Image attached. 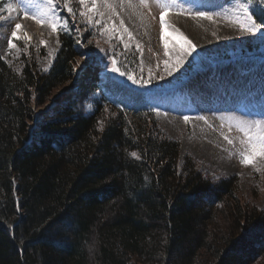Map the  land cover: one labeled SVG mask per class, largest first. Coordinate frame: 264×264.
<instances>
[{
    "label": "trees",
    "instance_id": "16d2710c",
    "mask_svg": "<svg viewBox=\"0 0 264 264\" xmlns=\"http://www.w3.org/2000/svg\"><path fill=\"white\" fill-rule=\"evenodd\" d=\"M61 16L71 31L58 33L47 70L0 57V264H264V209L243 199L237 176L214 181L181 160L138 88L113 77L93 85L97 110L76 97L57 105L98 35ZM117 50L128 71L136 54Z\"/></svg>",
    "mask_w": 264,
    "mask_h": 264
},
{
    "label": "rangeland",
    "instance_id": "374dc122",
    "mask_svg": "<svg viewBox=\"0 0 264 264\" xmlns=\"http://www.w3.org/2000/svg\"><path fill=\"white\" fill-rule=\"evenodd\" d=\"M115 2L119 4V0ZM5 3H16V0H0V8ZM186 3H195L198 11L212 14V19L176 10L165 13L172 26L164 32L169 40V56L173 55V44L187 47L173 29H179L196 46V50L172 76L163 72V61L169 56L164 53L160 37L161 8L158 0H148L147 7L140 6L139 0H132V7H118L120 17L115 18L117 25L122 18L133 34L129 40L127 33H123L129 48L125 50L115 36H94L88 46L89 54L77 58L76 69L82 74L77 78L78 84L82 86V83H88L95 77L96 67L93 68L92 64L96 56H105L117 47H122L121 51L117 50L122 54L129 51L136 54L137 61L131 63L129 59L132 75L137 79H148L151 74V84L166 88L147 92L148 100L156 109L151 121L164 137L179 142L181 160L186 155L191 156L214 181L237 176L243 199L264 209V158H257L251 165H242L238 152L244 146L238 138L243 134L234 124L229 129L228 122L219 119L221 115L229 114L248 118L264 116V57L254 54L256 50L264 49V37L241 33L231 19L216 15L222 9L230 11L235 0H186ZM42 7L43 0H33L30 12L39 11ZM0 14L9 16L7 11ZM11 17L10 20L0 21V57L18 72L24 66V56L35 61L41 70H47L60 46L58 34L46 24H38L30 15L25 16L22 11L12 12ZM187 21L197 28L200 35H192L184 28L183 24L187 25ZM16 23L22 26L18 35L23 38L27 33L31 39L14 41L17 47L9 51L7 38ZM83 27L86 30V24L83 23ZM42 40L46 43L41 44ZM160 76L164 78L159 79ZM73 85L59 94L57 105L67 103L73 94ZM84 91L77 89V94L83 95ZM96 97H99L96 91L90 92L78 105L87 112H93L97 110ZM100 106L105 112L110 111L108 105L101 103ZM46 107V104L41 107L34 104V108L40 111H45ZM201 115L207 118V122L197 119ZM185 116L190 117L187 122ZM224 135L233 139V144H228Z\"/></svg>",
    "mask_w": 264,
    "mask_h": 264
},
{
    "label": "snow or ice",
    "instance_id": "6c2138e0",
    "mask_svg": "<svg viewBox=\"0 0 264 264\" xmlns=\"http://www.w3.org/2000/svg\"><path fill=\"white\" fill-rule=\"evenodd\" d=\"M161 8L160 12V37L164 44V53L169 56V40L165 38L164 32L166 28L172 26L168 23L165 18V13L169 10H176L180 13H194L196 16L205 17L212 19V14L198 11L195 3H186V0H158ZM77 7L72 6V0H63V4L59 0H43V7L39 11L30 12L33 7V0H16V3H5L3 8H0V13L7 11L8 17L0 14V21L12 19L11 13L14 11H22L25 16H31L38 24H46L53 33H59L60 31L68 32L71 31L69 22L66 18L62 17L57 11L58 8H64L73 17L72 23L75 24V17L78 14L81 21L89 27H94L96 33L105 35L107 34L110 38L117 37L122 43L123 48L127 50L129 48V42L124 40L123 33H127L129 40L132 38V33L124 24V20L121 18L119 25L116 24L115 18L120 17L119 8L132 7V0H119V4L115 0H75ZM139 5L147 7L148 0H139ZM264 5V0H235L234 6L231 10L222 9L221 12L216 15H222L225 18L231 19L234 24L239 26V31L244 34L257 35L260 34L264 37V22H258V17L255 15L256 7ZM261 16L259 19L264 20V8L260 9ZM2 26V25H0ZM21 24L16 23L11 32V35L7 38L8 50L11 51L17 47L14 41L20 39L30 40L31 37L25 33L24 37L18 35V30L21 29ZM77 37H82V33L79 27L75 29ZM174 34L178 35L187 44V47H178L173 44V55L169 56V59L163 61V72L167 76H172L180 67L184 64L187 58L196 50V46L192 44L190 40L181 32L179 29H173ZM215 35V33H213ZM80 43V39L76 41ZM45 41H41V44H45ZM91 43V41H89ZM139 49V45H136ZM104 51V49H101ZM116 52H112V71L119 72L122 76H127L128 80H131L133 84L144 87L153 82L151 74L148 79L135 78L128 71H120L117 67L118 61L115 59ZM163 79V76L158 77ZM89 108L91 105L88 106ZM156 111V109H153ZM190 117L185 116L184 120L187 122ZM197 119L205 120V116H199ZM219 119L227 121L229 129L232 125L242 133L239 137V143L244 147L239 150L240 163L242 165L254 164L257 158H264V116L260 118H248L243 116H236L234 114L221 115ZM224 140L228 144H233V139H230L228 135H224ZM131 156L137 157L136 152H132ZM259 171V169H257Z\"/></svg>",
    "mask_w": 264,
    "mask_h": 264
},
{
    "label": "bare ground",
    "instance_id": "6f19581e",
    "mask_svg": "<svg viewBox=\"0 0 264 264\" xmlns=\"http://www.w3.org/2000/svg\"><path fill=\"white\" fill-rule=\"evenodd\" d=\"M190 23L191 22H188L187 21V25H185V24H183V26H186V27H184L186 30L188 29L189 30V32L192 34V35H200L199 33H197V28L191 23V25H190ZM182 26V27H183Z\"/></svg>",
    "mask_w": 264,
    "mask_h": 264
}]
</instances>
